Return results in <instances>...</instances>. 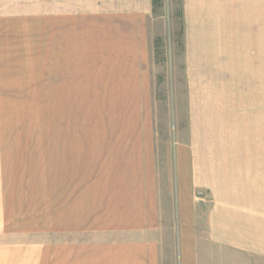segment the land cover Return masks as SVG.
Wrapping results in <instances>:
<instances>
[{
    "label": "crops",
    "instance_id": "1",
    "mask_svg": "<svg viewBox=\"0 0 264 264\" xmlns=\"http://www.w3.org/2000/svg\"><path fill=\"white\" fill-rule=\"evenodd\" d=\"M181 1L190 94L208 74H264V0ZM153 13L56 0L44 21L0 22V74L58 79L44 162L0 161V264H264V168L192 129L172 164L157 141Z\"/></svg>",
    "mask_w": 264,
    "mask_h": 264
},
{
    "label": "rangeland",
    "instance_id": "2",
    "mask_svg": "<svg viewBox=\"0 0 264 264\" xmlns=\"http://www.w3.org/2000/svg\"><path fill=\"white\" fill-rule=\"evenodd\" d=\"M181 4L161 0L149 22L156 138L163 153L168 152L166 160L172 164L174 148L185 143L192 129L199 137L207 133L208 145L216 150L240 153L242 158L232 160L242 163L240 167L248 163L264 168V74H208V84L198 82L190 94L184 63L174 60L182 58ZM55 5L56 0H0V22L18 17L44 21V10ZM57 80V74H0L2 167L44 162V133L55 127ZM192 99L194 108L208 110H188ZM176 191L173 187L169 207Z\"/></svg>",
    "mask_w": 264,
    "mask_h": 264
},
{
    "label": "trees",
    "instance_id": "3",
    "mask_svg": "<svg viewBox=\"0 0 264 264\" xmlns=\"http://www.w3.org/2000/svg\"><path fill=\"white\" fill-rule=\"evenodd\" d=\"M161 0H152L153 10L156 11V8Z\"/></svg>",
    "mask_w": 264,
    "mask_h": 264
}]
</instances>
